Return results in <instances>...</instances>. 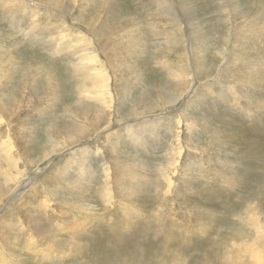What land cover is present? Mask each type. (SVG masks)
<instances>
[{
    "label": "rangeland",
    "instance_id": "obj_1",
    "mask_svg": "<svg viewBox=\"0 0 264 264\" xmlns=\"http://www.w3.org/2000/svg\"><path fill=\"white\" fill-rule=\"evenodd\" d=\"M263 232L264 0H0V264H264Z\"/></svg>",
    "mask_w": 264,
    "mask_h": 264
},
{
    "label": "bare ground",
    "instance_id": "obj_2",
    "mask_svg": "<svg viewBox=\"0 0 264 264\" xmlns=\"http://www.w3.org/2000/svg\"><path fill=\"white\" fill-rule=\"evenodd\" d=\"M179 123H180V122H179ZM131 127H133V126H131ZM131 127H129V128H131ZM129 128L126 129V132H127V133L130 132V129H129ZM133 130H136V129H133ZM137 130H138V129H137ZM137 132H138V131H137ZM136 140H137V139H136ZM85 152H87V150H85ZM88 152H89V151H88ZM73 162H74V160L72 159V160H71V163L73 164ZM74 163H75V162H74ZM128 207H129V206H128ZM130 210H131V208H130ZM263 233H264V232H263ZM263 233H262V234H263Z\"/></svg>",
    "mask_w": 264,
    "mask_h": 264
}]
</instances>
